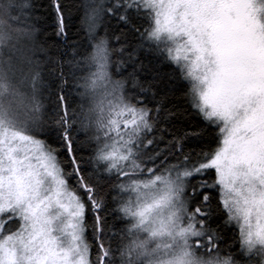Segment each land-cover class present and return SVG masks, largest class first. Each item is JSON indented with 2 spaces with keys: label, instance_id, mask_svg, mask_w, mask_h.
<instances>
[{
  "label": "snow or ice",
  "instance_id": "6c2138e0",
  "mask_svg": "<svg viewBox=\"0 0 264 264\" xmlns=\"http://www.w3.org/2000/svg\"><path fill=\"white\" fill-rule=\"evenodd\" d=\"M36 12L0 0V264H264V0Z\"/></svg>",
  "mask_w": 264,
  "mask_h": 264
},
{
  "label": "trees",
  "instance_id": "16d2710c",
  "mask_svg": "<svg viewBox=\"0 0 264 264\" xmlns=\"http://www.w3.org/2000/svg\"><path fill=\"white\" fill-rule=\"evenodd\" d=\"M32 2L37 9L36 14L40 15L43 12V5L46 4V0H32ZM82 16H83L82 11H77L76 9L73 10V19L76 22L77 26H79ZM37 26L40 27V22H37ZM40 38L43 39L42 36ZM49 55H52V52H49Z\"/></svg>",
  "mask_w": 264,
  "mask_h": 264
},
{
  "label": "clouds",
  "instance_id": "9594fccd",
  "mask_svg": "<svg viewBox=\"0 0 264 264\" xmlns=\"http://www.w3.org/2000/svg\"><path fill=\"white\" fill-rule=\"evenodd\" d=\"M16 120H17L18 126H23L24 121H25V117H24L22 112L16 117Z\"/></svg>",
  "mask_w": 264,
  "mask_h": 264
}]
</instances>
